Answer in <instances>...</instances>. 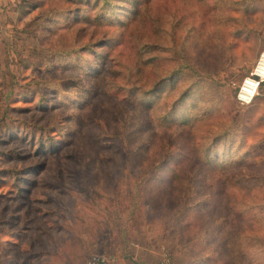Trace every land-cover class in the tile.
Instances as JSON below:
<instances>
[{
  "label": "rangeland",
  "instance_id": "obj_1",
  "mask_svg": "<svg viewBox=\"0 0 264 264\" xmlns=\"http://www.w3.org/2000/svg\"><path fill=\"white\" fill-rule=\"evenodd\" d=\"M263 50L264 0H0V264H264Z\"/></svg>",
  "mask_w": 264,
  "mask_h": 264
},
{
  "label": "built area",
  "instance_id": "obj_2",
  "mask_svg": "<svg viewBox=\"0 0 264 264\" xmlns=\"http://www.w3.org/2000/svg\"><path fill=\"white\" fill-rule=\"evenodd\" d=\"M249 80V82H247ZM264 82V50L259 54L256 64L249 76L245 77L239 91L237 100L241 104H249L254 99L259 85ZM87 264H127L117 257L93 254L87 259ZM159 264H172L170 255L162 250Z\"/></svg>",
  "mask_w": 264,
  "mask_h": 264
},
{
  "label": "trees",
  "instance_id": "obj_3",
  "mask_svg": "<svg viewBox=\"0 0 264 264\" xmlns=\"http://www.w3.org/2000/svg\"><path fill=\"white\" fill-rule=\"evenodd\" d=\"M87 2H89V0H86ZM78 9H81L80 8V6H78ZM44 16V13L43 12H40V14H39V16L35 19V21L36 20H41V19H46V17L44 18L43 17ZM262 85H264V82H262L261 84H260V86H262ZM134 253V247L133 246H129V255L128 256H131L132 254ZM108 255V254H107ZM142 255H143V253L142 252H140V255L138 256L139 257V259H141V260H143L144 259V257H142ZM170 255V254H169ZM91 256V255H90ZM109 256H111V255H109ZM89 257V256H88ZM170 257H171V255H170ZM171 261H172V264H173V260H172V258H171Z\"/></svg>",
  "mask_w": 264,
  "mask_h": 264
},
{
  "label": "crops",
  "instance_id": "obj_4",
  "mask_svg": "<svg viewBox=\"0 0 264 264\" xmlns=\"http://www.w3.org/2000/svg\"><path fill=\"white\" fill-rule=\"evenodd\" d=\"M133 247H135V246H133ZM140 255V252L137 250V248L135 247L134 248V253L131 255V258H133V259H137V258H139L138 256Z\"/></svg>",
  "mask_w": 264,
  "mask_h": 264
},
{
  "label": "bare ground",
  "instance_id": "obj_5",
  "mask_svg": "<svg viewBox=\"0 0 264 264\" xmlns=\"http://www.w3.org/2000/svg\"><path fill=\"white\" fill-rule=\"evenodd\" d=\"M247 82H249V80H247Z\"/></svg>",
  "mask_w": 264,
  "mask_h": 264
}]
</instances>
